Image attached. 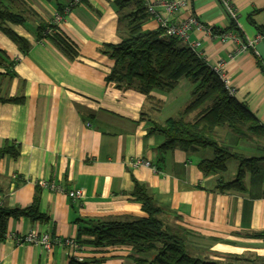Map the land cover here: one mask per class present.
<instances>
[{
    "label": "crops",
    "instance_id": "0c3cea01",
    "mask_svg": "<svg viewBox=\"0 0 264 264\" xmlns=\"http://www.w3.org/2000/svg\"><path fill=\"white\" fill-rule=\"evenodd\" d=\"M24 1L41 20L53 23L58 12L56 0ZM145 1L162 19L167 17L165 3L184 1L185 6L170 16L171 25L193 17L206 27H230L218 0ZM232 1L244 37L254 39L260 33L249 17L264 8V0ZM253 18L264 25V13ZM56 26L78 53L75 58L49 39L39 41L35 18L25 27L12 26L31 44L26 54L0 32V49L15 62L13 73L0 80L1 96L22 98L18 103L0 102V148L11 143L21 151L17 158L0 160V200L5 207L24 208L39 195V210L48 217L46 222L11 218L5 239L0 240V264H69L72 256L104 258L106 264H134L129 246L85 245L77 251L54 246L46 251L7 238L9 234L47 232L75 239L81 220L145 217L142 205L131 200L134 180L150 188L157 204L171 211L163 215L165 222L192 232L189 245L195 253L222 261L231 256L264 257L263 241L246 237L264 231V159L259 171L246 177L245 191L221 193L216 189L218 180L234 179L235 162L228 164L225 173L204 175L199 164L213 157L212 150L159 152L163 139L149 134V122L162 124L177 117L191 102L194 86L181 79L172 91L154 90L147 97L135 88H120L107 81L114 61L101 49L118 44L123 28L115 0H82ZM143 30H162L163 36L172 37L152 15ZM241 41L223 43L219 36L194 28L186 45L199 43L197 52L209 65L227 62L236 99L247 104L264 124V41L248 52H237ZM256 156L264 158V152ZM135 158L149 160L157 170L132 167ZM42 180L66 192L83 190L84 198L72 200L63 192L41 186Z\"/></svg>",
    "mask_w": 264,
    "mask_h": 264
},
{
    "label": "trees",
    "instance_id": "16d2710c",
    "mask_svg": "<svg viewBox=\"0 0 264 264\" xmlns=\"http://www.w3.org/2000/svg\"><path fill=\"white\" fill-rule=\"evenodd\" d=\"M56 0L57 11L62 14L70 1ZM120 13L123 28L118 44H106L101 53L114 61V67L107 77L109 83L120 88H135L150 97L151 92L160 90L170 92L177 87L181 79H188L194 88L189 105L175 118L164 123L149 122V134H158L163 142L159 152L174 149H210L213 157L204 159L199 169L204 175L225 173L228 164H237L234 179L218 180L216 189L225 191H245L246 177L259 171V163L264 152V124L251 111L247 104L230 96L220 78L212 71L206 59L183 44L176 37L163 36V31H144L143 25L149 18L145 0H115ZM264 13L257 9L249 17V22L264 34V25H258L254 16ZM30 18L38 20L36 38L39 41L49 39L72 58L77 52L61 34L54 23H46L38 14L27 8L24 0H0V32L18 46L23 54L29 52L31 44L19 35L12 26L25 27ZM226 30L212 28L218 35L227 32L237 34L244 42L239 24L230 20ZM15 62L9 61L6 52L0 49V80L13 73ZM21 97H3L0 90V102L18 103ZM197 113L190 120L192 114ZM228 130L230 134L222 138L219 130ZM247 142L255 146L248 152H237L239 143ZM259 151V152H258ZM20 146L6 143L0 148V160L5 156L17 158ZM131 200L140 203L145 217L108 218L101 220H81L75 242L78 248L93 246L97 248L129 246L132 249L130 259L134 264H264L262 256H231L225 261L212 260L203 252L195 253L189 245L192 234L183 226L170 225L163 215L171 212L160 207L145 184L134 180ZM40 198L37 195L32 205L24 208L5 207L0 200V240L5 239L8 221L26 217L32 221L46 222L48 217L39 210ZM262 240L264 231L247 234L246 237ZM69 264H106L104 258L79 259L72 256Z\"/></svg>",
    "mask_w": 264,
    "mask_h": 264
},
{
    "label": "built area",
    "instance_id": "2783aa9c",
    "mask_svg": "<svg viewBox=\"0 0 264 264\" xmlns=\"http://www.w3.org/2000/svg\"><path fill=\"white\" fill-rule=\"evenodd\" d=\"M82 0H72L69 2L68 6L65 8L62 14H59L58 12L54 15V21L53 23L56 25L59 22H61L65 15L70 12L72 7L79 4ZM219 3L224 7L225 12L227 13L230 20H234L236 23H238V12L237 8L235 7L232 0H218ZM148 5V12L149 15H152L153 17L157 18L161 22V27L166 30V33L168 36L176 37L180 39V41L183 44H186L190 37V32L196 28L197 30L203 31L205 34L213 36H219L223 43H226L229 40L232 41H241V38L232 32H227L222 35H218L214 32V30L210 27L204 26L202 23H200L196 18H189L187 20L182 21L178 25H171L169 24L170 16L173 15L177 10H180L185 6L184 1H178V2H168L164 4V12L167 14L166 18H161L160 13H157L153 6ZM259 41H264V34H259L254 39L241 41L239 44V48L237 49V52H248L250 49L254 48L255 44ZM199 43L196 44H190L189 47L192 48L193 51L197 52V49L199 47ZM199 54V53H198ZM200 55V54H199ZM233 59L234 56H231ZM212 68V71L215 72V74L220 78L221 82L224 84L226 90L228 91L230 96L236 97V89L232 86L229 76L227 75L226 69H227V62L224 60H221L217 62L215 65H210ZM130 165L132 167H149L153 170H157L156 167L149 161L143 158H135L130 162ZM39 184L43 187H47L51 190H55L57 192H63L67 194L72 200L79 201L84 198V192L83 190H74V191H65L64 188L57 186L54 183L47 182V181H41ZM9 239L13 240L17 244H30L33 246H39L43 248L46 251H51L54 246H67L69 248L74 249L77 251L78 245L75 242V239H62L57 238L49 233H38V232H29L28 234L18 236L15 234H9Z\"/></svg>",
    "mask_w": 264,
    "mask_h": 264
},
{
    "label": "rangeland",
    "instance_id": "374dc122",
    "mask_svg": "<svg viewBox=\"0 0 264 264\" xmlns=\"http://www.w3.org/2000/svg\"><path fill=\"white\" fill-rule=\"evenodd\" d=\"M218 132H219L218 134L222 138H226L227 135L230 134L229 131L226 129L225 130H219ZM252 148H255V146L253 144L247 143V142H244V143L241 142V143H239V146L236 148V151L241 152V153H245V155H249L248 151H250ZM163 218H165V217H163Z\"/></svg>",
    "mask_w": 264,
    "mask_h": 264
}]
</instances>
